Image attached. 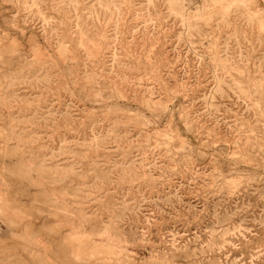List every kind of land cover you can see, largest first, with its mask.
Instances as JSON below:
<instances>
[{"label": "rangeland", "instance_id": "374dc122", "mask_svg": "<svg viewBox=\"0 0 264 264\" xmlns=\"http://www.w3.org/2000/svg\"><path fill=\"white\" fill-rule=\"evenodd\" d=\"M0 264H264V0H0Z\"/></svg>", "mask_w": 264, "mask_h": 264}]
</instances>
